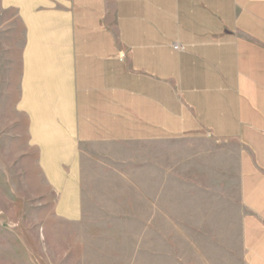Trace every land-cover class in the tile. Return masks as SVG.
Here are the masks:
<instances>
[{
  "label": "crops",
  "instance_id": "crops-1",
  "mask_svg": "<svg viewBox=\"0 0 264 264\" xmlns=\"http://www.w3.org/2000/svg\"><path fill=\"white\" fill-rule=\"evenodd\" d=\"M11 149L41 213L264 264V0H0Z\"/></svg>",
  "mask_w": 264,
  "mask_h": 264
},
{
  "label": "rangeland",
  "instance_id": "rangeland-1",
  "mask_svg": "<svg viewBox=\"0 0 264 264\" xmlns=\"http://www.w3.org/2000/svg\"><path fill=\"white\" fill-rule=\"evenodd\" d=\"M20 154L0 151V264H242L237 246L232 256L194 232L86 230L41 213Z\"/></svg>",
  "mask_w": 264,
  "mask_h": 264
},
{
  "label": "built area",
  "instance_id": "built-area-1",
  "mask_svg": "<svg viewBox=\"0 0 264 264\" xmlns=\"http://www.w3.org/2000/svg\"><path fill=\"white\" fill-rule=\"evenodd\" d=\"M173 49H174V50H177V51L181 50L180 46H178V45H174V46H173Z\"/></svg>",
  "mask_w": 264,
  "mask_h": 264
}]
</instances>
